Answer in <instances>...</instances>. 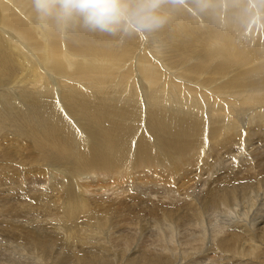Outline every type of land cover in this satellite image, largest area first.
Instances as JSON below:
<instances>
[{
	"label": "bare ground",
	"instance_id": "6f19581e",
	"mask_svg": "<svg viewBox=\"0 0 264 264\" xmlns=\"http://www.w3.org/2000/svg\"><path fill=\"white\" fill-rule=\"evenodd\" d=\"M159 14L152 31L112 34L41 18L33 0H0V130L11 126L42 163L33 175L0 144V239H19L34 264H109V243L123 253L140 238L125 235L135 222L124 218L142 212L160 248L140 264H178L162 224L183 226L179 245L201 244L215 262L264 264V0H160ZM210 171L224 172L220 182L210 174L194 191L188 183ZM86 173L110 175L100 201ZM159 192L188 200L142 201ZM239 204L230 218L241 221H215L209 236L187 226L192 212ZM32 212L49 219L31 225Z\"/></svg>",
	"mask_w": 264,
	"mask_h": 264
},
{
	"label": "rangeland",
	"instance_id": "374dc122",
	"mask_svg": "<svg viewBox=\"0 0 264 264\" xmlns=\"http://www.w3.org/2000/svg\"><path fill=\"white\" fill-rule=\"evenodd\" d=\"M144 35H146V34H144ZM149 37V36H148ZM7 137V138H6ZM20 142H19V141ZM4 141H6L7 143V146L6 147H9L10 146V148L12 147V151L15 153V155H14V157H15V162L16 163H19L20 165H21V169L25 166V168H23V169H25V170H29V171H31L32 173H33V175H36L35 173H36V171H40V166H41V164L42 163H40L39 161H38V159L35 157V151L32 149V148H28V145L26 144V142L24 141V140H22V138H19V137H17V136H15V135H13L12 134V132H11V126H6V128H4V129H2V130H0V144H2ZM19 142V143H18ZM11 143H12V145L13 146H11ZM20 144V145H19ZM264 144V143H263ZM20 146V148H19V146ZM15 148H16V150H15ZM33 150V151H32ZM17 152H18V154H17ZM30 152H32V153H30ZM20 154V155H19ZM29 154V155H28ZM16 155H18V156H16ZM21 156V157H20ZM27 156V157H26ZM19 157L22 159H20L19 160ZM33 159V160H32ZM29 162H28V161ZM25 161V162H24ZM26 162H28V163H30V164H28V163H26ZM34 162V163H33ZM38 162V163H37ZM23 163H25V164H23ZM32 163V164H31ZM37 163V164H36ZM22 165H23V167H22ZM43 166V165H42ZM26 167H27V169H26ZM19 168V167H18ZM29 168V169H28ZM35 168V169H34ZM39 168V169H38ZM215 168H213L212 169V172L215 174H217V170H214ZM51 169H47V171L48 172H51L50 171ZM216 171V172H214V171ZM35 171V172H34ZM211 171L207 174V173H204V175L201 177V180L203 181L205 178V180H208L209 178L211 179L212 178V176H213V173H212ZM39 172H37V174H38ZM224 172L222 171L221 173H218V175H216V176H213V179L212 180H214V182H216V183H214L213 185H215V184H217V183H219L220 181H219V179L220 178H222V174H223ZM226 173V172H225ZM229 173V172H228ZM197 173H195L194 175H196ZM210 174H212V176L210 175ZM89 175L91 176L92 174L91 173H86L85 174V177H84V179L82 178V180L80 181V182H84L85 184H84V186H85V188H86V186L87 185H91V192L89 193V196H90V198H92V199H97V200H99L100 199V197L99 196H101L102 197V186H104V184H105V186L107 187L108 186V188H106L105 186V189L104 190H107V191H109L110 189H112L113 187H111V184H109V183H112V181L110 180L109 181V179H110V175L109 176H105V175H102V174H98L97 176H96V174H94V175H92V176H94L93 178H92V176H91V180H88L89 179ZM122 175H125V173H121V175H119V177L118 178H120V176L121 177H124V176H122ZM209 175V176H208ZM88 176V177H87ZM125 176H127V175H125ZM206 176V177H205ZM106 177H107V179H106ZM204 177V179H202ZM238 177H241V175H233V174H231V173H229V174H227L226 175V177H225V179H229V183L228 184H232V183H235V184H237L238 182H241V181H234L236 178H238ZM109 178V179H108ZM125 178V177H124ZM195 178V177H194ZM208 178V179H207ZM96 179V180H95ZM193 179V178H192ZM108 180V181H107ZM190 180V179H189ZM204 180V181H205ZM89 181V182H88ZM107 181V182H106ZM202 181H200L199 180V182H198V179H195V182H196V185H193L192 183H188L189 185H191V186H193V188L192 189H194V191H198V190H201V189H205V185H204V181L202 182ZM245 181V180H244ZM98 182V183H97ZM102 182V183H101ZM109 182V183H108ZM211 183H213V182H210L209 184H211ZM26 185V188L27 189H30V188H32V186H33V184H30L29 182H26L25 183ZM29 184V185H28ZM50 184V183H49ZM93 184H94V186H93ZM187 184V185H188ZM110 185V186H109ZM203 186V187H202ZM221 186H225V184H221ZM34 187V186H33ZM98 188H100V189H98ZM110 188V189H109ZM156 188H158V187H156ZM7 188H4V191L6 190ZM41 189V188H40ZM97 189V190H96ZM109 189V190H108ZM1 190V189H0ZM131 190H134V189H132L131 188ZM92 191H93V193H92ZM95 191L97 192V193H95ZM101 191V192H100ZM135 191V190H134ZM99 192V193H98ZM182 192H184V191H182ZM181 192V194H183ZM95 193V194H94ZM131 193H132V191H131ZM185 193V192H184ZM94 196H93V195ZM98 194V195H97ZM171 195L172 194H170L168 197H164V199H161V197H163V196H167L165 193H163V192H159V194H158V197H153V194H148L146 197H148V199L147 200H142L143 202H149V201H153V202H155L156 204H159L158 206H160V203H164L163 202V200H165V202L167 201V202H173L172 204H179V202L180 201H184L185 202V200H188V198L186 199L185 198V200L183 199L184 197L183 196H176V197H178V198H174V200L172 199V200H170V197H171ZM174 196V195H173ZM94 197V198H93ZM98 197V198H97ZM105 197V196H104ZM110 196L108 195V198H109ZM182 199V200H181ZM141 200V199H140ZM177 200V201H176ZM31 201V200H30ZM29 201V202H30ZM100 201V200H99ZM182 201V202H183ZM177 202V203H176ZM183 202V203H184ZM187 202V201H186ZM13 203H16V202H13ZM183 203H181L180 202V204L179 205H182ZM29 204H32V202L31 203H29ZM137 204H139L138 202H137ZM144 205V204H143ZM244 205L243 204H239V205H237V206H231V207H229V209L227 210V212H224L222 209H218V210H208V211H200V214H199V216H198V218H195V216H193L192 215V213H191V219H192V221H191V223H188L187 224V226H189L190 227V229H192L193 230V233H195L196 235L199 233V235H206V236H209L212 232H213V228H212V226L214 225V222L215 221H220L221 223H220V225H222V222L223 223H225L226 224V222L227 221H230V222H234V221H241V219L240 218H242V215L241 216H238L239 218H237V219H234L233 220V218H230V212H232V210H235V209H237V207H240V209H242V207H243ZM190 208V207H189ZM137 209V210H136ZM135 210V212H139V214L143 211H141V207L140 208H136ZM139 209V210H138ZM187 208H185L184 209V211H183V213H186L187 212V210H186ZM191 212V211H190ZM261 213L263 212L264 213V210L263 211H260ZM145 213V214H144ZM260 213V214H261ZM262 213V214H263ZM43 214H45V213H43V212H41V213H37V212H32V214L31 215H24V214H20L19 216H22V217H20L19 219H18V221L20 220V219H25V218H23V216H28V217H30V220H29V222L31 223V225L32 224H37V225H40L41 223H39L40 221H43V223L45 222V219H49V218H47L46 216H43ZM32 217H34L33 219H32ZM140 217V218H139ZM139 217H133V216H127V217H125L124 219L126 220V222H130L131 221V223L132 222H135L134 224L132 223V225H130L129 226V230H126V232L124 231V233H125V235H128V234H132V235H134L135 237H137L138 235L140 236V238H137V240L136 241H134V242H132L131 243V247L130 248H128L127 250H125V252H123L122 253V247L121 246H117V244L116 243H111V245H110V243H109V249H108V253H109V255L111 256V254H112V251H113V254H114V259H113V257L110 259V260H112L110 263H112V264H140L139 263V261L141 260L140 259V254L144 251V250H147V249H151V251L152 250H154V251H156V250H158L159 248H160V246H159V244L156 242V235L158 234V230H157V228H155L154 226H156V224H154L153 222H155L154 220H152L153 218H150V215H148L146 212H142L140 215H139ZM2 218V216H1V214H0V219ZM39 219V220H38ZM132 219V220H131ZM133 219H135V220H133ZM36 220H38V223H35V221ZM130 220V221H129ZM23 222H27L28 223V219H25V220H22ZM152 222V223H151ZM26 224V223H25ZM160 224H162V222H160L159 223V225ZM251 224V223H250ZM52 225V224H51ZM50 225V227L49 228H52V226ZM54 225V224H53ZM220 225H219V227H220ZM42 226H44V224H42ZM134 226V227H133ZM151 226V227H150ZM163 226V227H162ZM166 226V227H165ZM167 226H168V224H162V225H160V230L162 229V233H164L165 232V228H166V230H167V234H172V237H173V241H174V245L171 247V248H169V249H172L173 250V253H174V255H171L170 256V263H173L174 262V257L173 256H176V263H178V264H212V263H216V264H225L224 262L223 263H220V262H215L216 260H214V255L213 254H216L215 252H213V254H210L209 252H211V251H209L208 253V255L207 256H205L203 253H202V251H201V244H198L196 247H191V246H184V245H179L180 244V242L182 241V236H183V226H175V227H173L172 226V229L170 230V229H168L167 228ZM251 226V225H250ZM30 227H32V226H30ZM36 227V226H35ZM48 227V226H47ZM132 227V228H131ZM126 228H128V227H126ZM134 228V229H133ZM229 228H231V227H229ZM132 229V230H131ZM136 229V230H135ZM143 229V230H142ZM145 229V230H144ZM116 230V231H115ZM113 229L111 232H113L114 231V233L115 234H118V232H119V230H121V229H118V228H116V229ZM135 230V231H134ZM185 231V230H184ZM155 232H156V235H154L155 234ZM170 232V233H169ZM109 233V232H108ZM113 233V234H114ZM166 233V232H165ZM166 234V235H167ZM104 237L106 236L105 234H102ZM108 235V234H107ZM189 235V234H188ZM9 237V234L7 235H4V236H2L1 237V239H0V264H6L5 262H6V260L8 259V261H9V263L11 262L12 264H34L35 263V255H36V253H34V254H32V252H30V253H25V252H23V253H21L18 249H19V245L20 244H18V242H19V239L16 241V240H13L14 238L12 237L11 239L13 240V241H11V240H6V239H9L8 238ZM203 239H210V237H203ZM109 242V241H108ZM114 244H116V247H114L115 245ZM113 245V246H112ZM158 245V246H157ZM112 248V249H111ZM115 248H116V250H115ZM119 248V249H118ZM121 249V250H120ZM112 250V251H111ZM131 252H137V254H135V253H133V254H131ZM25 253V254H24ZM121 253L122 255H120V257L118 256L119 254ZM172 253V254H173ZM112 254V255H113ZM116 254H118L117 256H116ZM190 257H194V261H191V260H189V258ZM205 257H207V258H209V260H207ZM210 258H211V260H210ZM215 258H216V256H215ZM116 259V260H115ZM188 259V260H187ZM198 259H199V261H198ZM200 259H204L203 261H200ZM249 259V258H248ZM139 260V261H138ZM183 260V261H182ZM251 260V259H250ZM34 263H33V262ZM45 261H47V260H45ZM45 261H44V263H45ZM50 261V262H49ZM67 261V262H66ZM173 261V262H172ZM230 261V263L229 264H232V261L231 260H229ZM55 261H54V259H52V258H50V259H48V261L45 263V264H70V263H68V259L66 258V259H64L63 260V262H59V260L57 261V259H56V262L54 263ZM69 262H70V260H69ZM238 262V263H237ZM109 263V264H110ZM233 263H237V264H243L242 262H240L239 263V261H236V260H233ZM245 263V262H244Z\"/></svg>",
	"mask_w": 264,
	"mask_h": 264
},
{
	"label": "clouds",
	"instance_id": "9594fccd",
	"mask_svg": "<svg viewBox=\"0 0 264 264\" xmlns=\"http://www.w3.org/2000/svg\"><path fill=\"white\" fill-rule=\"evenodd\" d=\"M41 18L53 17L62 25L82 18L85 26L115 34L118 31H152L164 23L160 0H33Z\"/></svg>",
	"mask_w": 264,
	"mask_h": 264
}]
</instances>
